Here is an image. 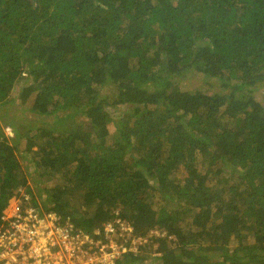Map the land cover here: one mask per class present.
Returning <instances> with one entry per match:
<instances>
[{
    "label": "trees",
    "instance_id": "16d2710c",
    "mask_svg": "<svg viewBox=\"0 0 264 264\" xmlns=\"http://www.w3.org/2000/svg\"><path fill=\"white\" fill-rule=\"evenodd\" d=\"M263 90L264 0H0V225L34 182L114 264H264Z\"/></svg>",
    "mask_w": 264,
    "mask_h": 264
},
{
    "label": "built area",
    "instance_id": "2783aa9c",
    "mask_svg": "<svg viewBox=\"0 0 264 264\" xmlns=\"http://www.w3.org/2000/svg\"><path fill=\"white\" fill-rule=\"evenodd\" d=\"M1 220L0 264H114L143 240L120 217L87 232L25 190L9 200Z\"/></svg>",
    "mask_w": 264,
    "mask_h": 264
},
{
    "label": "rangeland",
    "instance_id": "374dc122",
    "mask_svg": "<svg viewBox=\"0 0 264 264\" xmlns=\"http://www.w3.org/2000/svg\"><path fill=\"white\" fill-rule=\"evenodd\" d=\"M182 85L186 88H188L189 90H192V89H199L202 84H203V80L195 73H188L181 81ZM14 94H16V91H14ZM258 98L263 101L264 103V90L261 91L259 94H258ZM34 98L35 97H32L31 99H29L26 107H29L33 104L34 102ZM12 108H10L9 110V113L12 115L14 114V112L16 113V115H19L21 117H25L27 116V113L25 110H22L21 108H18L16 109V105L14 106H11ZM121 110H118L116 111V115L118 116V114L120 113ZM2 112H4V108L0 110V118H1V115H2ZM3 116V115H2ZM112 131L115 129V125L114 127L112 126L111 127ZM7 132H9V130L7 129ZM27 142L26 140H22L21 142V147L23 148V150H27ZM54 183V180L51 182H49V185L53 184ZM30 186H31V191L33 193V195L35 196L34 198L37 200V203L40 204V205H43V200L42 198L40 197V195L37 193V189L38 187L35 186V183L34 182H30L29 183ZM154 233H157V231H154ZM146 240V239H145Z\"/></svg>",
    "mask_w": 264,
    "mask_h": 264
},
{
    "label": "clouds",
    "instance_id": "9594fccd",
    "mask_svg": "<svg viewBox=\"0 0 264 264\" xmlns=\"http://www.w3.org/2000/svg\"><path fill=\"white\" fill-rule=\"evenodd\" d=\"M9 132H10V130H9Z\"/></svg>",
    "mask_w": 264,
    "mask_h": 264
}]
</instances>
